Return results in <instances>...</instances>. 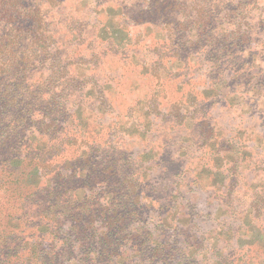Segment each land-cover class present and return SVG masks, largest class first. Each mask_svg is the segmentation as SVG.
I'll use <instances>...</instances> for the list:
<instances>
[{"label":"rangeland","instance_id":"rangeland-1","mask_svg":"<svg viewBox=\"0 0 264 264\" xmlns=\"http://www.w3.org/2000/svg\"><path fill=\"white\" fill-rule=\"evenodd\" d=\"M46 1L0 122V264L29 261L27 239L85 264L71 219L128 173L153 236L124 264H264V0Z\"/></svg>","mask_w":264,"mask_h":264},{"label":"trees","instance_id":"trees-1","mask_svg":"<svg viewBox=\"0 0 264 264\" xmlns=\"http://www.w3.org/2000/svg\"><path fill=\"white\" fill-rule=\"evenodd\" d=\"M47 4L46 0H0V122L3 121L4 115L10 108L9 91L16 88L19 78L27 74L33 60L32 52L39 50L41 44L45 42ZM3 156L5 154L0 150V157ZM117 166L118 168L109 166L104 170L92 167L90 173L98 172L104 177L108 173L116 176L125 174L118 164ZM129 175L130 173L122 178L118 189L101 197V201L105 204L97 209L96 213H92L83 225L71 219L72 231L77 236V240H81V247L88 250L94 248V251H90L83 260L85 264H101L103 260L110 261L112 264H124L126 254L139 252L143 242H151L150 237L153 233L136 221L143 213L141 205L138 206L142 201L141 194L138 193L142 183V174ZM53 193L57 196L55 205H50L43 214L49 224L57 222L62 226L64 223L58 220L60 217L58 213L62 217L66 216L65 210L68 206L65 205L62 208L58 204L64 199L65 193L56 190ZM126 200L131 203L128 208L122 204L126 203ZM123 209H125L124 212ZM85 210L81 211L82 215L89 212V209ZM48 223L44 227L46 231L52 228ZM249 231L248 228L247 232ZM38 233L43 237L42 231ZM130 236L135 247L129 250L127 247ZM23 245L30 246L29 261L25 264H47L43 252L45 245H40L38 240L31 242L30 239H27ZM46 255L53 257L51 261L54 262L56 259L54 257L62 255V250Z\"/></svg>","mask_w":264,"mask_h":264}]
</instances>
